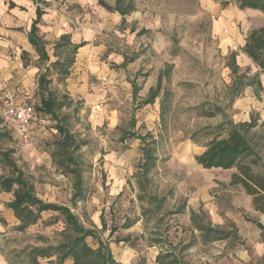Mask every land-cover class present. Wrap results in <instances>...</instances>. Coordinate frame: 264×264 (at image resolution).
I'll return each instance as SVG.
<instances>
[{"label":"rangeland","instance_id":"374dc122","mask_svg":"<svg viewBox=\"0 0 264 264\" xmlns=\"http://www.w3.org/2000/svg\"><path fill=\"white\" fill-rule=\"evenodd\" d=\"M8 1L0 0V104L8 91L30 96L33 102L47 90L56 94L63 102L56 109L57 119L82 143L73 153L81 174V195H75L70 171L74 163L55 153L59 133L50 115L35 122L26 142L0 117V178L15 175L14 166L41 200L68 206L86 228L109 244L121 264H158V253L165 254L162 264H264V231L254 222L264 225V213L253 209L244 189L217 181L212 207L203 209L200 220L232 234L209 240L194 228L181 186L183 181L189 183V177L202 182L207 176H221L224 171L198 167L194 159L198 147L193 142L205 145L213 137L225 136L228 122H242L246 112L249 121H255L248 137L261 157L253 169L264 172V121L258 124L264 113V87L247 85L232 96L234 75L227 65L235 51L238 72L247 68L249 76L257 72L264 84V71L240 50L248 31L264 24V14L239 9L234 3L222 7L214 0H136L140 23L113 25L111 14L97 11V0H47L39 30L50 61L55 59L52 43L67 23L66 29L97 47L84 49L82 56L77 50L66 82L60 71L50 67L46 90L38 86L46 65L37 61L25 37L34 4L29 1L23 10H8ZM145 22L148 29L141 31ZM129 24L140 32L135 36L122 32ZM22 48L29 52L27 66L20 59ZM118 50L131 59L123 67L110 53ZM68 54L67 48L61 50L62 59ZM167 66L159 96L142 104L159 71ZM132 81L139 87L136 98ZM164 91L168 94L162 99ZM65 93L73 99L71 105ZM147 144L155 159L146 174L145 190L164 197L158 209L147 195L138 199V172ZM12 197L0 189V206ZM182 204L184 211L175 213ZM6 216L0 209V264H28L25 247L63 240L64 224L57 212L43 211L23 231L15 229L13 215ZM86 240L97 246L95 239Z\"/></svg>","mask_w":264,"mask_h":264},{"label":"trees","instance_id":"16d2710c","mask_svg":"<svg viewBox=\"0 0 264 264\" xmlns=\"http://www.w3.org/2000/svg\"><path fill=\"white\" fill-rule=\"evenodd\" d=\"M34 4L35 17L32 19L30 28L27 32V39L32 45L35 53L37 54V61L46 64L49 61V55L46 51V41L39 30V22L41 16L44 14V8L42 5H46L45 0H31ZM218 2L222 7L227 6L230 3H234L239 9H254L264 14V0H214ZM123 0H116L114 6H109L103 1H100L106 9L116 10L121 15L128 13L132 6L127 4L122 6ZM9 6L13 7L15 4L9 1ZM124 19L122 18V22ZM84 42L78 44L73 43L70 39L69 33L61 34L53 44V56L55 60L49 63V66L45 67L44 72L38 76V86L40 89H46L50 79L47 77L49 68H54L60 71L62 81L68 75L69 66L74 62L75 53L78 47L82 46ZM67 48L69 54L65 59L61 58V50ZM240 50L251 60V62L259 68L260 71H264V24L258 27L251 28L244 38V44L240 47ZM22 55H26L25 51L21 52ZM230 62L227 64L231 73L234 75V79L231 84V95L237 96L244 86H254L256 89L261 88V81L259 74L256 72L252 76H249L246 72H238L239 66L236 63V52H230ZM130 59L124 57L122 66L126 65ZM24 64H26L24 60ZM164 68L159 73L157 83L155 87L150 88L142 104L152 103L155 98L159 96L161 90V80L163 77L168 76L169 66ZM139 87L135 82H131V92L133 98H136ZM168 94V91L163 92L164 96ZM64 97L68 99V104L73 103V99L70 98L67 93ZM63 102L58 99L56 94L47 90L46 94L40 97L37 109L50 114L56 119L55 128L59 133V137L55 142V153L61 156L64 160H71L74 163V167L70 168V171L74 176L75 195H81V174L78 165H76L75 158L73 157L74 151L79 149L81 142L76 140L75 135L69 130V128L59 121L56 109H60ZM163 102L160 104V114L163 112ZM208 116H212V112H207ZM229 128L226 131V135L223 137H213L207 141L204 150L194 156L195 161L204 168H222L229 169L235 168L230 175V185H240L245 193L251 196L252 207L255 211L264 213V172L255 171L253 166H256L261 157L256 152L254 145L248 137L249 130L255 126V121H242L238 123L228 122ZM142 141L143 137L137 136ZM144 145L143 160L141 163L140 171L138 172V185L140 187L139 200L147 195L148 198L154 202L155 209L161 207L164 197H156L152 194H148L145 190L147 181V172L154 163L155 156L152 153L151 148ZM264 146V136H263ZM6 155V153H3ZM63 160V162H64ZM10 164L11 162L8 161ZM15 175L5 176L0 178V188L3 191L11 192L12 199L7 202V206L12 209L13 215L18 220V224L15 229L19 231L25 230L31 224L41 217L43 211L57 212L63 221V240L56 244L45 243L41 245H31L25 247L22 252L26 251V257L28 264H63L66 259H72L73 264H121L118 262L112 253L109 244L98 236H96L93 229L86 228L78 219V217L71 211V209L65 205H58L52 202H44L34 192L33 185L27 182L23 177L21 171L15 169ZM185 205L182 204L175 213H182ZM204 215L203 210L195 212L190 210V220L193 223L195 229H197L204 239L216 240L226 238L232 234L230 231L222 230L218 227H212L210 224H203L200 218ZM256 225L263 232V225L254 220ZM91 237L96 240L97 246H91L86 238ZM264 240V236L262 237ZM165 254L158 253L155 261L158 264H162V258ZM46 259L45 263H41L38 259ZM264 262V254L262 258Z\"/></svg>","mask_w":264,"mask_h":264},{"label":"crops","instance_id":"0c3cea01","mask_svg":"<svg viewBox=\"0 0 264 264\" xmlns=\"http://www.w3.org/2000/svg\"><path fill=\"white\" fill-rule=\"evenodd\" d=\"M9 1H12L14 4H15V6H13V7H10L9 6ZM8 2H7V7H6V9H8V10H11V9H17V10H23V6L25 5L24 3H27V2H29V1H31V0H19L18 2H14L13 0H9ZM47 3H48V1L47 0H45ZM98 1V5L96 6V9H97V11L101 14V15H107V14H111L112 15V18L114 19V21L112 22V24L113 25H115V24H117V23H120V22H122V18L124 19V21L123 22H128V23H130V22H135V21H137V23L139 24L140 22L138 21V19H139V15H141L142 13H141V11H138L137 9H136V0H123V2H122V6L123 7H125L127 4H129V5H131L132 6V9L128 12V13H126V14H124V15H121L118 11H116V10H108V9H106L102 4H100V1H103L105 4H107V5H109V6H114L115 5V3H116V0H97ZM32 2V1H31ZM33 3V2H32ZM35 9V8H34ZM44 14H45V10H44ZM43 14V15H44ZM42 15V16H43ZM42 16H41V20H40V22H39V24H38V26H40V24H41V21H42ZM34 17H35V13H34ZM31 22H32V20H31ZM31 22H30V24H31ZM122 22V23H123ZM30 24H29V28H30ZM143 28L141 29V31H144L145 29H148V26L146 25V22L143 24ZM29 28H28V30H29ZM66 28H70V25L67 23L66 24V27H65V29L63 30V31H61L59 34H58V36H57V38L55 39V41L58 39V37L61 35V34H63V33H69L70 34V39H71V41L73 42V43H76V44H78V43H80V42H84V44L82 45V46H80V47H78V51H80V54H81V56L84 54V49H89L90 50V48L92 49V50H94L95 51V49H96V47H97V45H94V44H89V39H87V38H85V37H81V36H75V34L74 33H72L71 32V30H68V29H66ZM144 29V30H143ZM121 30H122V32H124V31H126L128 34H133V36H135V34L139 31L138 29H135L134 28V24H129L127 27H124V28H121ZM28 32V31H27ZM27 32H26V34H25V37H26V40H27V44L29 45V46H31V48L33 49V47H32V45L29 43V41H28V39H27ZM140 32V31H139ZM44 37V36H43ZM45 39V38H44ZM46 41V40H45ZM54 41V42H55ZM54 42L52 43V48H53V44H54ZM46 44H47V42H46ZM45 48H46V45H45ZM22 51H25L26 52V55H22L21 54V52ZM33 51H34V49H33ZM46 51H47V49H46ZM97 51V50H96ZM35 52V51H34ZM28 51L26 50V49H24V48H22L21 49V51H20V59H21V61H22V63L24 64V60H25V62H26V64H24V65H28V63H27V60H26V56H28ZM47 53H48V51H47ZM110 53H112V54H114V56H116V61L118 62V65L119 66H122V62L124 61V57L125 58H127L126 57V53H124V52H122V51H120V50H118V51H116V52H113V51H111ZM36 54V53H35ZM75 54H77V51H76V53ZM37 55V54H36ZM49 55V54H48ZM52 56H53V52H52ZM127 59H129V58H127ZM55 60V59H54ZM131 61V59L129 60V62ZM50 62H52V61H50V56H49V61L45 64L46 65V67L47 66H49V63ZM124 66V65H123ZM122 66V67H123ZM163 69H164V67H163ZM163 69L161 70V71H159V73L160 72H162L163 71ZM44 70H45V68H44ZM159 73H158V75H159ZM68 75H69V73H68ZM67 75V76H68ZM158 75H157V78H158ZM67 76L65 77V82L67 81ZM81 77V76H80ZM162 81V80H161ZM261 81V80H260ZM156 83H157V79H156ZM156 83H155V85H156ZM155 85L153 86V87H155ZM262 87H264V84H263V82H262ZM67 86V85H66ZM153 87H150V88H153ZM149 88V89H150ZM149 91V90H148ZM240 101H242L241 99H240ZM239 103V102H238ZM39 104V101L38 102H35L34 101V105H35V109H36V112H37V114H38V120L37 121H45V119L47 118V116L48 115H50V114H47V113H45V112H43L42 110H39V109H37L36 108V106ZM242 105H244L245 103L242 101V103H241ZM1 105V104H0ZM243 107V106H242ZM263 112V111H262ZM261 112V114H260V119H258V124H261L262 123V121H264V113H262ZM246 116H243V118L241 119L242 121H249V113L248 112H246ZM51 116V115H50ZM262 127H263V129H264V123L262 124ZM193 144L194 145H196L197 147H198V151L196 152V154H199V153H201L203 150H204V148H205V145L203 144V143H196V142H193ZM196 162V161H195ZM196 164L198 165V167H200L201 169H204V170H209V169H214V170H221V171H224L222 174H221V176L220 177H217V176H212V177H209V176H207L202 182H198V181H196L195 179H193V178H191V177H189L188 178V181H189V183H187L186 181H183V183L181 184V186L182 185H184V196L186 197V210H194L195 212H199V210H203V209H210L211 207H212V201H211V199L214 197L213 195H214V193H216V191H213L212 192V189L213 190H215V187L218 185V182L217 181H219V182H222V183H225V184H228L229 183V181H230V175H231V173L233 172V171H235V168H229V169H222V168H215V167H212V168H204V167H202L200 164H198L197 162H196ZM190 185L189 186V188H187V185ZM183 187V186H182ZM238 187H240V188H242L240 185H238ZM1 189V188H0ZM243 189V188H242ZM2 190V189H1ZM249 196V195H248ZM250 198V202H251V196H249ZM7 204V203H6ZM5 204V205H6ZM252 204V203H251ZM68 207V206H67ZM200 208V209H199ZM0 209H2V210H4L6 213H8V216L10 215H13V212H12V209L11 208H9L7 205L6 206H4L3 204H1V206H0ZM260 213V212H259ZM261 214H263V213H261ZM8 216H6L5 217V219H7V217ZM13 217L15 218V216L13 215ZM189 217H190V215H189ZM262 225H263V223L260 221V220H258ZM13 224H18V220L15 218V221H13L12 222ZM263 228H264V225H263ZM263 231H264V229H263ZM263 243H264V241H263ZM113 253V252H112ZM263 254H264V249H263V253H262V256H263ZM114 256V255H113ZM115 258V257H114ZM40 259L41 258H39L38 260L40 261ZM41 262V261H40ZM119 262V261H118ZM156 262V261H155ZM41 263H45V262H41ZM157 263V262H156ZM8 264H10L9 262H8ZM63 264H73V262H72V259H66L64 262H63Z\"/></svg>","mask_w":264,"mask_h":264},{"label":"built area","instance_id":"2783aa9c","mask_svg":"<svg viewBox=\"0 0 264 264\" xmlns=\"http://www.w3.org/2000/svg\"><path fill=\"white\" fill-rule=\"evenodd\" d=\"M0 117L3 123L12 127L24 142L31 138L35 122L38 120V114L30 96H16L11 91L3 95Z\"/></svg>","mask_w":264,"mask_h":264},{"label":"bare ground","instance_id":"6f19581e","mask_svg":"<svg viewBox=\"0 0 264 264\" xmlns=\"http://www.w3.org/2000/svg\"><path fill=\"white\" fill-rule=\"evenodd\" d=\"M225 40V39H224Z\"/></svg>","mask_w":264,"mask_h":264}]
</instances>
